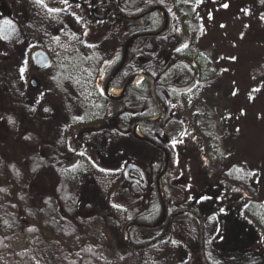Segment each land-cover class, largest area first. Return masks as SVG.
Returning <instances> with one entry per match:
<instances>
[{
    "label": "rangeland",
    "instance_id": "rangeland-1",
    "mask_svg": "<svg viewBox=\"0 0 264 264\" xmlns=\"http://www.w3.org/2000/svg\"><path fill=\"white\" fill-rule=\"evenodd\" d=\"M82 1L87 3L90 13L95 0ZM112 1L118 10L139 11L144 5V1L131 5L125 3L127 0ZM166 1L167 8L179 14H176L179 21H171L163 41L156 36L136 38L128 45L126 72L136 73L132 79L140 76L137 83L132 79L130 83L142 82V72L157 76L165 69L168 60L160 58L155 50L174 44L184 21L185 38L180 36L179 43L185 45L196 39L204 53L201 57L203 60L205 55L210 57L217 74L202 77L179 96L180 106L173 110L178 150L183 152L185 160L191 151L198 154V140L192 138V131L205 146V157H210V160L201 158V163L209 165L214 172L229 164L220 178L229 185L228 189L254 196V203L245 215L264 238V2ZM1 4L5 5L3 12L8 8L10 18L19 25L23 40L19 41L17 33L14 37L0 34V133L12 139L10 135H15V127L9 124L12 121L28 130L23 144L12 151L3 146V150L10 151L7 156L12 154L10 158L18 162L21 156L31 158L38 148L35 143L38 134L47 144L45 151L54 155L63 153L55 164L45 161L43 170L52 173L60 168L72 169L77 199L83 209L79 227L70 237L56 230L53 231L56 242L52 244L44 239L37 244L45 264H66L63 258L67 249L60 242L82 237L108 259L125 257L129 248L136 246V258L128 264H264V250L253 247L242 251L231 244L219 217L204 212L199 199L194 200L200 204L194 203L193 208L204 213L202 228L196 218L183 214L163 223L160 216L151 227H129L122 208L121 188L127 186L123 182V168L116 170L114 166L125 160L141 166L146 172L147 185L154 189L160 201L164 189L160 181L158 192L155 190V178L164 168L167 152L164 145L156 148L141 140L138 125L132 133L122 134L103 122L118 109V103L109 101L108 98H114L107 94L108 98L100 94L99 90L104 95V87L95 85V70L125 37L112 33L98 42L87 43L84 33L90 30L92 21H85L77 4L64 0H0ZM121 10L120 14L124 15ZM159 11L163 22L164 13ZM102 12L103 9L98 11ZM38 48L51 58L50 65L42 70L31 65L30 53ZM119 91L120 96L121 88ZM185 121L190 131L184 130ZM76 129L89 131L85 135L89 147L82 152L92 162L79 151L70 158L67 148H61L66 143L65 147L73 149L69 139ZM25 164L23 168L27 172L30 163ZM180 169L185 167L181 165ZM186 169V179L189 176L192 180L187 188L194 190H189L193 196L196 189L191 187L192 168ZM177 206L179 210L183 204L178 202ZM174 207H169L170 212L177 209ZM241 228L234 221L232 226L227 225L230 237L241 232Z\"/></svg>",
    "mask_w": 264,
    "mask_h": 264
},
{
    "label": "trees",
    "instance_id": "trees-1",
    "mask_svg": "<svg viewBox=\"0 0 264 264\" xmlns=\"http://www.w3.org/2000/svg\"><path fill=\"white\" fill-rule=\"evenodd\" d=\"M141 1H144V5L139 11L128 8L125 10L119 9L124 15L131 17L141 15L138 18L119 16L108 17L99 21L91 18L86 2L67 0V3L78 5L85 21L91 20L93 23L89 27L90 30L87 29L84 33V41H87V43L90 40L91 43L98 42L112 33L118 34L120 38L125 37V41L121 43L116 51L107 60L97 65L95 85L100 86L99 88L104 86L121 62L125 44L132 36L136 34H139L138 38L156 36V38L163 41L170 30L171 21L173 19L179 21L176 16L177 13H174L175 7H173V12L170 11L167 8L166 0H127L125 3L131 5L138 4ZM159 10L163 11L166 24H164V21L162 22ZM181 23L183 30L179 33V38L180 36L185 38L184 21H181ZM199 31L200 29H198V34ZM179 38L174 44L155 50L160 58L168 60L167 66L173 64L171 70L162 77L152 76L146 72L151 77H156L154 82L156 102L152 98L149 85L144 80L137 85L130 84L123 96L117 99L106 97L111 102H117L118 109L112 111L110 117H107L103 122H106L105 124L110 129L122 134L132 133V124L138 123L143 136L156 141L160 146L164 145V151L168 155V167L161 182L164 189L162 205L166 210L168 205L175 206L174 208L178 209L177 203L181 202L183 206H180L179 210L188 209L203 218L204 213H198L191 207H186L194 202V199L191 201V198L188 197L189 192L194 190L187 188L192 180H189V176L188 180L185 177L186 167L192 168L193 185L191 187L196 189V194L194 193L193 196L198 197L205 192L209 193L210 190L214 189V185H217L218 204H213V206L217 207L216 215L219 217L221 226H223L225 235L228 236L231 244L236 245L242 251L254 247L256 250L260 249L263 252L264 238L258 235V231L245 215L246 210L254 203V196H246L242 191H235L233 188L228 189L230 188L229 185L224 183L221 178L217 179L215 183L211 182V178L208 177V171L211 170L208 167L210 166L206 167V164L199 161L202 154L205 156V146L201 145V142L197 145L198 154L193 153V151L187 154L188 161V158L185 160L182 157L183 152L181 153L178 150V136L175 135L176 129L173 127L175 121L173 110L180 106L179 96L182 95L185 89L193 88L202 77L209 78L217 74L210 57L205 55V60L201 57L204 53L197 45L196 39H191L187 44L182 45L179 43L181 42ZM87 43L84 44L89 46ZM132 49L133 47L130 51ZM177 49H180V51H177ZM127 65L128 60L126 57L123 66L111 80L112 86L119 87V83L125 82L133 74L134 71L126 72ZM99 91L105 97L103 92ZM160 108L163 110V117L147 122L159 117ZM12 122L9 123L15 127V135L11 136L9 133L12 139L6 134L0 133V264H45L41 253L37 250V244L44 242L46 239L52 244L56 242L53 233L56 230L70 237L77 231L76 229H78L83 216V209L80 208L75 190V173L72 169L67 168L56 169V172L53 170L52 173L43 170L46 168L45 161L55 164L56 161L62 158L63 153L54 155L45 151L44 144H47L40 140L41 138L36 133L37 142L35 143L38 148L33 157H26V161V158L21 156L19 162L16 158L15 160L10 158V156H13L12 154L8 157L7 154L15 147L23 144V138L28 136L26 128L20 126L17 122ZM184 130L190 131L186 121ZM88 132V129L74 130L69 139L73 149L65 147L66 143L61 146L63 150L67 148L70 158L73 153L79 151V154L85 157L88 162H92L90 157L82 152L83 149L89 147L85 141V135ZM3 146L12 149L4 152ZM39 147H42L43 151ZM206 160H210V157H207ZM25 162L30 163L27 172L23 168L26 165ZM102 162L105 163L106 161L102 159ZM127 163H130V160L120 161L114 167L116 170L122 169ZM181 165L185 167V170L180 169ZM227 167H229V164L221 165V168H217L215 172L211 170V174L213 176L217 174L220 177L222 171L227 170ZM125 185L127 186L122 187L121 190L124 196L122 197V208L126 213L127 223L154 224L160 218L162 212L159 196L149 186L143 189L134 183L125 182ZM234 204H237V207H234ZM202 206L204 212L208 211L209 204L207 201L202 202ZM232 221L240 228L242 227V231L234 237H230L229 229H227V225L228 227L232 226ZM47 225L50 226V229ZM60 243L67 249L63 258L66 264H128L135 260L137 252V248L131 246L125 257L108 259L97 250V247L88 243L83 237Z\"/></svg>",
    "mask_w": 264,
    "mask_h": 264
},
{
    "label": "flooded vegetation",
    "instance_id": "flooded-vegetation-1",
    "mask_svg": "<svg viewBox=\"0 0 264 264\" xmlns=\"http://www.w3.org/2000/svg\"><path fill=\"white\" fill-rule=\"evenodd\" d=\"M101 1H105V3L104 4H102V5H99L97 8H96V11L98 12L100 9H103V12H106V11H109V13H108V15L104 18V19H106V18H108V17H111V16H113V17H122V15L120 14V12H119V10L117 9V6H116V4L112 1V0H100V1H97V0H95V1H92V2H101ZM92 4V3H91ZM5 5H3V4H1V6H0V34L1 35H6V34H8V36L7 37H14V35L17 33L18 35H19V41H22L23 40V35H22V31H21V29L19 28V25L15 22V20H13V19H11L10 18V13H9V11H8V8H6V13L5 12H3L4 11V9H2V7H4ZM91 7V6H90ZM102 12V13H103ZM91 14V13H90ZM104 19H102V20H104ZM100 21V20H99ZM31 54V53H30ZM49 58H50V56H49ZM31 59V58H30ZM50 62H51V58H50ZM31 63H32V61H31ZM33 67H35V69H38V70H42L43 68H38V67H36V65L35 64H31ZM170 65H168L167 67H165V69H164V71L169 67ZM121 69V68H120ZM164 71H162V73L164 72ZM146 73V72H145ZM146 74H148V73H146ZM161 73H159L157 76H159ZM149 75V74H148ZM153 79H156V77H152ZM108 81V80H107ZM106 81V82H107ZM126 82V81H125ZM125 82H121V83H119L118 85H119V88H121L122 87V85L125 83ZM146 82V81H145ZM32 85H34V82L33 81H31L30 82ZM147 83V82H146ZM105 85H106V83L104 84V88H105ZM109 85L111 86V87H114V86H112V84H111V81H110V83H109ZM116 88H118V87H116ZM126 91V90H125ZM125 93V92H124ZM104 95L106 96V94H105V91H104ZM107 97V96H106ZM191 133V135L193 136L192 138H194L195 140H200V138L198 137V135H195L194 133H192V131L190 132ZM194 134V135H193ZM141 140H144V141H146V142H149L150 144H152L153 146H155L156 148H160V145L156 142V141H152V140H150L148 137H145V136H143L142 135V137H141ZM198 144H200V142L198 143ZM201 145H202V143H201ZM205 156H204V154H202V156H201V158H204ZM167 159H168V155H167ZM128 164V163H127ZM126 164V165H127ZM125 165V166H126ZM125 166L123 167V182L125 183H130V184H132V183H134V184H136V185H138V186H140L141 188H143V189H145V188H147V176H146V172H145V170L141 167V166H139V165H137L140 169H141V171H139L138 169H131V170H129L128 171V173H127V176H128V178H131V179H134L133 181H128V180H126V178H125V174H124V168H125ZM167 167H168V161H167V166L165 167V170H164V172H162V174H161V176L159 177V179L157 180V176L161 173V171H163V169L157 174V176H156V178H155V190L157 189V192H158V187H157V182H160L161 181V179H162V177L164 176V174L166 173V171H167ZM206 167H208V165L206 164ZM209 168V167H208ZM211 170H209L208 171V177H209V179L211 178V182H217L216 180L217 179H220V177H218V175L217 174H215V176H213L212 174H211ZM218 177V178H217ZM213 178V179H212ZM208 179V180H209ZM212 188V187H211ZM216 189H217V185H214V189L213 190H210V192L208 193V192H205L203 195H200V196H198L197 198H194V197H192L191 196V192H189V194H188V197L189 198H191V201H192V199H199L200 201H202V202H205V201H207L208 202V204H209V207H207L208 209V211H206L207 213H212L213 215H215V216H217L216 215V211H217V207L216 206H213V204H218V193H217V191H216ZM152 191H154V189L152 190ZM213 191H214V193H213ZM159 194V193H158ZM197 202V204H200V202H198V201H194L193 203H190V205L188 204V206H186V207H191L193 210H195L194 208H193V204L194 203H196ZM160 203H161V205L163 204V198H162V200H160ZM169 207H170V205H168L167 206V210H166V208L165 207H163V205H162V209H164L165 210V217H164V219L161 221V223H163L165 220H170L171 218H173L175 215H180V214H183V215H187V216H189V217H193V218H196L198 221H199V225H200V227L202 228V226L204 225V217L203 218H201V217H199V216H197V215H195L194 213H192L191 211H189L188 209H183V210H178V209H176V210H171V212H170V209H169ZM172 209V208H171ZM173 211V212H172ZM161 214H162V212H161Z\"/></svg>",
    "mask_w": 264,
    "mask_h": 264
},
{
    "label": "water",
    "instance_id": "water-1",
    "mask_svg": "<svg viewBox=\"0 0 264 264\" xmlns=\"http://www.w3.org/2000/svg\"><path fill=\"white\" fill-rule=\"evenodd\" d=\"M104 3H105V1L96 2V3H95V2H92L91 7H90V13H91V16H92L94 19H96V20H102V19H104V18L108 15L109 11H106V12H103V13H98V12L96 11V8H97L99 5H102V4H104ZM140 16H141V15L136 16V17H131V16H128V15H122V17H124V18H133V19L138 18V17H140ZM164 24H166V18H165ZM164 28H165V26L163 27V29H164ZM138 37H139V34H136V35L132 36V37L126 42V44H125V48H124V54H123L122 60H121V62L118 64V66L115 68V70H114V72L112 73V75H111V77L109 78V80L106 82V85H105V88H104L105 94H107V93H106V90H107V88L109 87V83H110V81L115 77V75L119 72L120 68L123 66L124 62L126 61V57H127V47H128V45H129L133 40H135V39L138 38ZM30 58H31L32 63L35 64L36 67H38V68H46V67H48V66L50 65V58H49L48 53H47L46 51L40 49V48L35 49L34 51H32L31 54H30ZM172 67H173V64L170 65V66H169V67H168L163 73H161V74L159 75V77H162V76H164L166 73H168V72L171 70ZM135 74H136V73H133L132 75H130V76L128 77V79L126 80V82L122 85V87H121V95H120V96H123V94H124V92H125L127 86L131 84L130 81H131L132 77H133ZM142 75H143V80L146 81L147 84H148L149 87H150V90H151V92H152V98H153V100L156 102V98H155V95H154V82L156 81V79H153L150 75L146 74L145 72H142ZM120 96H119V97H120ZM108 97H109V96H108ZM119 97H115L114 99H117V98H119ZM163 114H164V113H163V110H162V108H160L159 118H162V117H163ZM152 121H154V120H148L147 122H152ZM137 125H138V123H134V124H132V126H131V130H134V127L137 126ZM133 134H134V133H133ZM135 136H136V135H135ZM167 161H168V159H167V157H166V160H165V163H164V169H163V171H161V173L157 176V180H158L159 177L161 176L162 172H164L165 167L167 166ZM131 169H138L139 171H141V169H140L136 164H134V163H128V164L125 166V168H124L125 178H126V180H128V181H133V180H134V179L128 178V176H127L128 171L131 170ZM134 181H135V180H134ZM164 217H165V210L162 209L161 221L164 219ZM155 224H156V223L147 225V224H137V223H134V222H129V223H128V226L130 227V226H133V225H138V226H141V227H151V226H154ZM133 247H134V248H137L136 246H133Z\"/></svg>",
    "mask_w": 264,
    "mask_h": 264
},
{
    "label": "bare ground",
    "instance_id": "bare-ground-1",
    "mask_svg": "<svg viewBox=\"0 0 264 264\" xmlns=\"http://www.w3.org/2000/svg\"><path fill=\"white\" fill-rule=\"evenodd\" d=\"M140 80V76L138 77H134L132 79L133 83H137L138 81ZM106 93L109 97H112V98H115V97H118L119 96V89H116V88H113V87H108L107 90H106Z\"/></svg>",
    "mask_w": 264,
    "mask_h": 264
},
{
    "label": "snow or ice",
    "instance_id": "snow-or-ice-1",
    "mask_svg": "<svg viewBox=\"0 0 264 264\" xmlns=\"http://www.w3.org/2000/svg\"><path fill=\"white\" fill-rule=\"evenodd\" d=\"M65 3H67V0H64ZM262 2H264V0H262ZM224 7H228V5H224ZM177 51H180V49H177ZM21 72H23V69H21ZM47 111V109H46Z\"/></svg>",
    "mask_w": 264,
    "mask_h": 264
}]
</instances>
